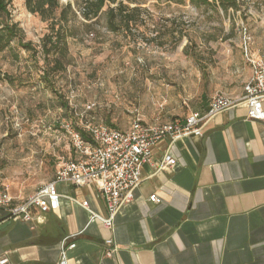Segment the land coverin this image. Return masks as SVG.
I'll return each mask as SVG.
<instances>
[{
  "label": "rangeland",
  "instance_id": "374dc122",
  "mask_svg": "<svg viewBox=\"0 0 264 264\" xmlns=\"http://www.w3.org/2000/svg\"><path fill=\"white\" fill-rule=\"evenodd\" d=\"M24 1H13V20L25 41L39 45L49 24L29 13ZM58 1L75 11L77 37L68 39L65 71L52 79L56 93L41 81L42 57L34 63L20 49L18 61L8 51L0 54V72L21 82H0V180L16 203L73 158L66 132L72 124L108 121L126 130L137 116L146 124L178 123L196 112L203 94L208 100L238 95L248 59L264 60V0H240L241 10L227 13L190 0H132L145 11L135 41L108 33L104 18L85 30L81 0ZM182 28L188 37L180 41ZM90 104L95 108L84 112Z\"/></svg>",
  "mask_w": 264,
  "mask_h": 264
},
{
  "label": "crops",
  "instance_id": "0c3cea01",
  "mask_svg": "<svg viewBox=\"0 0 264 264\" xmlns=\"http://www.w3.org/2000/svg\"><path fill=\"white\" fill-rule=\"evenodd\" d=\"M249 78L245 67L242 90ZM207 101L196 112L204 113ZM202 132L201 138H164L151 148L152 162L168 154L175 165L142 167L141 184L113 232L90 221V212L107 216L92 184H57L60 208L33 211L31 223L0 210V257L11 264H59L62 242L80 234L68 242L76 245L66 252L68 264H264V122L247 119L238 106L206 121ZM152 195L161 203H151ZM109 238L118 246L111 258L103 246Z\"/></svg>",
  "mask_w": 264,
  "mask_h": 264
},
{
  "label": "built area",
  "instance_id": "2783aa9c",
  "mask_svg": "<svg viewBox=\"0 0 264 264\" xmlns=\"http://www.w3.org/2000/svg\"><path fill=\"white\" fill-rule=\"evenodd\" d=\"M250 78L243 86L242 96L233 97L216 94L210 98L205 113L192 112L182 124L171 125L146 124L137 116L126 130L110 128L104 124H88L83 127L91 137L86 141L71 126L67 127V136L75 159L63 161L57 168L53 180L41 185L36 191L17 205L6 185L0 180V210L8 214L12 220L33 222V211L46 214L57 211L61 206V196L56 185L69 183L76 187L92 184L99 191L106 208L107 216L99 217L88 209V203L82 207L90 212V221L100 223L104 229L113 232L115 219L119 211L134 199V192L141 184V169L148 164L157 171H168L175 165L170 155H165L159 162H152L151 148L160 140L169 138L172 142L186 137L201 138L203 124L225 112L228 109L243 106L247 110V119L254 122H264V60L256 57L248 59ZM95 105H88L84 112H89ZM149 201L160 204L161 200L152 195ZM74 235L61 244L59 264H68L66 252L75 248L68 242ZM104 255L107 258L115 256L118 246L113 239L103 243ZM0 264H11L6 256L0 257Z\"/></svg>",
  "mask_w": 264,
  "mask_h": 264
},
{
  "label": "trees",
  "instance_id": "16d2710c",
  "mask_svg": "<svg viewBox=\"0 0 264 264\" xmlns=\"http://www.w3.org/2000/svg\"><path fill=\"white\" fill-rule=\"evenodd\" d=\"M13 1L0 0V54L8 51L12 58L18 61V50L20 49L28 53L34 63H37L39 57H42L45 67L41 75V81L52 92L56 93L52 79L65 71V61L69 56L68 39L77 37V32L71 26V23L77 19V15L70 3L63 6L58 0H25L26 10L32 15L39 16L43 22L49 24V33L41 38L39 45H34L30 41H25L23 29L18 22L13 20L11 13ZM190 1L195 6H217L225 13L229 10L240 11L242 5L240 0ZM81 3V14L85 21L81 25L85 30H92L94 24L104 18L108 33L124 35L134 41L142 34L140 28L144 24L143 13L145 11L139 6L132 7L131 4H135L132 0H81ZM179 34L180 41L188 37L187 31L183 28ZM0 82H6L10 86L21 83L19 77L1 72ZM57 97L59 102L63 100L60 95H57ZM207 99V96L203 94L200 103L203 105ZM61 108L67 110V102L62 103ZM185 119L180 123L183 124ZM106 125L118 129L108 121H106ZM71 127L86 141H91V137L83 127H74L73 124Z\"/></svg>",
  "mask_w": 264,
  "mask_h": 264
}]
</instances>
